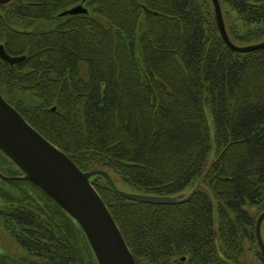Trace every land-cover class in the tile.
<instances>
[{
    "label": "trees",
    "instance_id": "trees-1",
    "mask_svg": "<svg viewBox=\"0 0 264 264\" xmlns=\"http://www.w3.org/2000/svg\"><path fill=\"white\" fill-rule=\"evenodd\" d=\"M217 1L234 46L264 41V0ZM0 46L23 58L0 59V95L81 171L156 197L200 185L161 205L90 178L136 264H264V48L231 50L211 0H11ZM16 172L0 152V174ZM10 185L0 220L17 252L0 264H97L72 218L32 184Z\"/></svg>",
    "mask_w": 264,
    "mask_h": 264
},
{
    "label": "water",
    "instance_id": "water-1",
    "mask_svg": "<svg viewBox=\"0 0 264 264\" xmlns=\"http://www.w3.org/2000/svg\"><path fill=\"white\" fill-rule=\"evenodd\" d=\"M11 0H0V5ZM217 26L225 44L233 51L246 53L264 48V41L250 46L236 47L227 37L217 0H211ZM81 6L66 10L61 16L85 13ZM0 59L10 65L23 58L8 56L0 46ZM0 152L23 174L22 177L4 178L8 181H27L42 191L79 226L95 257L97 264H135L125 240L106 205L90 184L95 175L102 176L109 187L119 196L134 202L148 204H178L188 201L200 185L184 199L178 197H156L128 194L118 190L111 177L104 171L82 172L56 146L51 144L0 96ZM264 221V210L257 217L255 237L264 261V243L260 228Z\"/></svg>",
    "mask_w": 264,
    "mask_h": 264
},
{
    "label": "rangeland",
    "instance_id": "rangeland-1",
    "mask_svg": "<svg viewBox=\"0 0 264 264\" xmlns=\"http://www.w3.org/2000/svg\"><path fill=\"white\" fill-rule=\"evenodd\" d=\"M232 15H226L224 14V10L222 9V17H223V21L224 24L227 25L228 20H230V16L235 18L233 13H231ZM225 27V26H224ZM7 175H10V173H7L6 169H2ZM18 174V172H16ZM110 176L112 177L113 181L115 182L116 186L118 187V189L122 192L128 193V194H139L134 188L129 187L128 185L124 184L123 182H121L117 177L113 176L112 174H110ZM11 182H7V181H3L2 179H0V190L2 192L9 190L12 192H16L15 189L12 190L14 188V186L10 185ZM26 190V189H25ZM27 192L30 191L28 194L31 197H35L38 199H43V197L41 196V193H38L34 190H26ZM189 190L186 191V193H188ZM185 194V193H183ZM259 211L258 210H252V214L257 215ZM261 238L263 240L264 243V221L262 223L261 226ZM247 245V244H246ZM254 247H258L255 243H254ZM17 252L16 246L14 245V243L9 239L8 235L5 233V231L3 230L2 227V221L0 220V254H14ZM259 252V251H258ZM16 255V254H15ZM17 256V255H16ZM254 264H261L259 262H255Z\"/></svg>",
    "mask_w": 264,
    "mask_h": 264
}]
</instances>
